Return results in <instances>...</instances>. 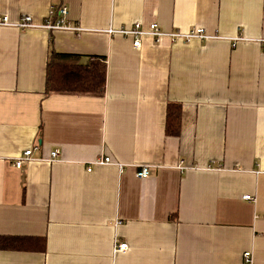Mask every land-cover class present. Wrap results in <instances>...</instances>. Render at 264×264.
<instances>
[{"label": "crops", "instance_id": "0c3cea01", "mask_svg": "<svg viewBox=\"0 0 264 264\" xmlns=\"http://www.w3.org/2000/svg\"><path fill=\"white\" fill-rule=\"evenodd\" d=\"M61 8L81 33L0 28V239L46 241L0 264H264V0H0L12 23ZM135 23L160 42L110 33ZM53 51L105 58V92L48 93Z\"/></svg>", "mask_w": 264, "mask_h": 264}, {"label": "trees", "instance_id": "16d2710c", "mask_svg": "<svg viewBox=\"0 0 264 264\" xmlns=\"http://www.w3.org/2000/svg\"><path fill=\"white\" fill-rule=\"evenodd\" d=\"M106 59L90 58L88 65L81 64V56L52 52L48 62L47 92L103 94L106 89ZM181 105L169 103L167 107L168 135L178 136L181 125ZM2 250L45 251L43 238L2 237Z\"/></svg>", "mask_w": 264, "mask_h": 264}, {"label": "built area", "instance_id": "2783aa9c", "mask_svg": "<svg viewBox=\"0 0 264 264\" xmlns=\"http://www.w3.org/2000/svg\"><path fill=\"white\" fill-rule=\"evenodd\" d=\"M68 10L67 8H61L58 12L55 10H52L50 12V15L42 24H37L35 21L32 19V17L27 16V15H22L19 19L18 22L12 23L10 18L5 15H0V28L2 27H18L23 30L25 29H33V28H40V29H45L48 31H70V32H75V33H81L83 29L81 27H73L68 24H66V18L68 17ZM59 15V18L57 21H54L53 18ZM111 34H120L125 37H131L134 39V47L136 49H139L141 47V40L144 36L149 35L154 37L155 41L157 43L160 42V38L164 35L163 31L161 30L160 26L158 24H152L149 28L148 31L143 30L142 28V23H135L134 25L119 30V31H114L110 30ZM170 36L174 41H182V42H191L194 40H209L210 37L206 34L204 29L197 28V29H192L188 33H171ZM33 151L32 150H27L24 153V159H21L18 165L22 164L24 161L31 160ZM59 155V151H55L53 154V158L56 159ZM114 161L112 160L111 157H102L100 160L96 161L95 165H107V164H113ZM120 167V170H123L122 165H118ZM180 167L183 169L184 168V162H181ZM92 166L88 168V172L92 171ZM149 175V170L144 168L141 169L138 173L137 176L139 178H144ZM244 200L249 201V202H256V198H254L251 195H247L244 197ZM129 249V245L127 243H118L116 241L115 244V249L114 252L121 253V252H126ZM244 258L246 262L251 261V254L250 253H245Z\"/></svg>", "mask_w": 264, "mask_h": 264}]
</instances>
